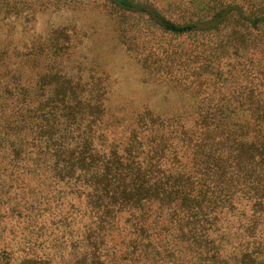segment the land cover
<instances>
[{
  "label": "trees",
  "instance_id": "trees-1",
  "mask_svg": "<svg viewBox=\"0 0 264 264\" xmlns=\"http://www.w3.org/2000/svg\"><path fill=\"white\" fill-rule=\"evenodd\" d=\"M113 1L200 35L165 56L187 107L114 117L112 138L100 99L3 86L0 180L24 204L0 203V264H264V0L199 3L182 25Z\"/></svg>",
  "mask_w": 264,
  "mask_h": 264
},
{
  "label": "rangeland",
  "instance_id": "rangeland-1",
  "mask_svg": "<svg viewBox=\"0 0 264 264\" xmlns=\"http://www.w3.org/2000/svg\"><path fill=\"white\" fill-rule=\"evenodd\" d=\"M126 1L151 6L182 25L198 13L199 3L223 7L229 0ZM234 26L248 44L262 31L252 35ZM261 37L255 44H264ZM199 38L167 33L148 13L124 9L113 0H0V94L6 84L60 91L69 87L84 100L104 103L105 132L114 138V117L130 120L145 107L162 115L187 107L190 97L164 80L174 78L164 68L165 56L167 51L198 47ZM148 55L152 63L148 65L160 69L156 75H146L141 67ZM0 203L13 208L24 204L4 179Z\"/></svg>",
  "mask_w": 264,
  "mask_h": 264
}]
</instances>
